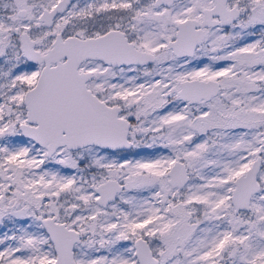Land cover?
I'll return each instance as SVG.
<instances>
[{
    "label": "snow or ice",
    "instance_id": "obj_1",
    "mask_svg": "<svg viewBox=\"0 0 264 264\" xmlns=\"http://www.w3.org/2000/svg\"><path fill=\"white\" fill-rule=\"evenodd\" d=\"M0 264H264V0H0Z\"/></svg>",
    "mask_w": 264,
    "mask_h": 264
}]
</instances>
